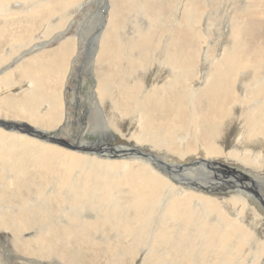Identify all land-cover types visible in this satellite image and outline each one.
<instances>
[{
    "label": "bare ground",
    "instance_id": "obj_1",
    "mask_svg": "<svg viewBox=\"0 0 264 264\" xmlns=\"http://www.w3.org/2000/svg\"><path fill=\"white\" fill-rule=\"evenodd\" d=\"M77 1L0 0V67L4 66L0 70V87L20 86L13 94L0 96V145L20 146L28 154L26 161L36 168L59 164L73 172L93 168L94 181L97 180L92 185L88 175H73L76 179L68 173L62 176L63 186L56 185L66 191L62 216L53 214L54 200H47L46 196L43 202L30 199L27 202L30 208L19 210L18 215L15 205L4 206L12 218L25 214L19 221L20 228L33 227L30 237L37 246L27 247L21 253L36 251L38 256L55 259V264L60 259L76 264L84 261L83 249L78 245L67 248L70 241H63L62 246L54 244L62 229L68 227L69 236L99 228L102 234L110 227L121 232L125 226L119 216L136 219L140 215L147 220L163 212V217L146 225L152 235L148 240L152 246L147 264L160 260L159 252L165 247L170 254L166 261L190 264L191 254L185 256L190 240L181 241L177 236L184 232L183 236L190 239L189 205L195 202L208 215L220 206L232 216L225 217L224 213L218 216V222L231 231L223 232L217 239H211L213 232L204 229L205 223L198 228L199 233L221 246L222 260L264 264V28L257 18L264 11V0H139L147 13L158 9L170 13L172 21H160L158 26L148 24L142 28L143 33L133 35L123 33L120 28L127 19V10L137 0H110L108 23L96 37L99 50L89 61L81 59L91 69L96 84L89 111L82 107L81 111L71 110L72 94L68 100L63 94L72 69H76V62L79 64L81 54L76 52L75 44L71 46L67 41L60 52L47 47L59 36L51 37V32L61 30L72 16L65 6ZM224 1L227 9H223ZM239 18L249 19L250 26L239 28ZM85 113L89 123L85 122L87 118L83 119ZM71 116H77V121L69 120ZM68 124L83 127L84 133L67 135L65 143L71 150H64L57 145H63L60 137L67 133L63 127ZM2 128L57 145L47 141L41 144L18 132L8 134ZM49 130L62 135L55 138ZM87 134L98 141H86L82 136ZM106 158L120 162L107 160V164L98 167L100 159ZM128 162L132 165L131 172L120 179ZM210 166L236 174V182L231 184L215 177L207 169ZM249 177L259 180L256 188L250 185L255 183ZM120 183L131 185L132 188H125L131 197L116 192V202L109 204L108 194L120 189ZM248 188L260 189L261 193H249ZM162 203L164 209L159 207ZM88 205L94 207V227L84 214ZM167 210L178 214L169 215ZM177 218L181 223L176 224ZM187 218L190 223L185 222ZM137 231L143 233L145 228ZM250 237L251 243L247 244ZM231 241L238 248L237 253L233 251L236 255L228 259L230 248L234 249L230 247ZM250 250L254 251L253 256ZM18 256V260H9L0 249V262L5 258L7 264H39L26 254ZM141 257L140 264H144L145 257ZM197 259L195 262L200 261Z\"/></svg>",
    "mask_w": 264,
    "mask_h": 264
},
{
    "label": "rangeland",
    "instance_id": "obj_2",
    "mask_svg": "<svg viewBox=\"0 0 264 264\" xmlns=\"http://www.w3.org/2000/svg\"><path fill=\"white\" fill-rule=\"evenodd\" d=\"M79 1H77L74 5L69 6L67 4L65 6L66 10L72 11V13H71L72 16H70V18L67 20L66 25L63 28H61V30L56 29V30L51 32V34H50L51 37H54L56 34L59 36H57L58 38H55L56 40L54 39L52 42L48 43L47 47L57 49L60 52V51H62V49L64 47H66L65 45H66L67 41H70L71 46L73 44H75L76 52L78 54L79 53L81 54V55H79V64L76 62V64H75V66H77L76 69H72V72H71L69 78L67 79L66 84L64 85V93L63 94L66 96L67 100H68V95L72 94L69 97V100L73 101V103H72L73 105L71 107L72 108L71 110H75V111L80 110L81 111L80 107H82V109H84V110L87 109L89 111L90 107L93 106V102L95 99V97L93 96L95 94L93 92L95 90L96 84H95V82H93V79L91 77L92 76L91 75V69L87 68V67H89L88 65H83L81 59L85 58L84 61H89L90 57H92V54L95 52V50L96 51L99 50V42L97 41L96 37H98V34L100 33V31L105 29V27L108 23L110 8H108L107 5L110 4V0H83L82 2L80 1L81 3ZM138 1L139 0H137L136 4H134L132 7H129V10H127L128 11L127 19L125 22H123L122 27L120 28V31H122L123 33H127V35L128 34L133 35L134 33H138L139 31L141 33H143L142 28L144 26H147L148 24L150 26H154V25L159 24L160 21H161V23H163V21L164 22L166 21L167 23L172 21V16L170 13L160 12L158 9H156V10L154 9L155 11L153 10L152 13L151 12L147 13L146 6L141 5L140 2L138 3ZM225 4L226 3L224 1V6H223L224 8L223 9H225V8L227 9V5H225ZM141 12H142V14H141ZM154 13H156V14H154ZM148 15L151 17H149ZM96 16H98V17H96ZM144 16H145V20H144ZM95 17H96V20L94 19ZM153 17H155V18H153ZM97 18H98V20H97ZM257 18L260 20V24L264 28V11H261L257 15ZM142 21H143V24H142ZM137 25H138V27H137ZM233 26H235L234 22H233ZM237 26L239 28L243 27V29H244V28L250 26V21H249V19H246V18H239L237 21ZM226 30H227V28H226ZM72 36H73V39H72ZM49 44H50V47L48 46ZM51 44H53V45H51ZM83 52H85V53H83ZM3 67L4 66L0 67V70H2ZM78 67H80L79 71H78ZM1 75L2 74L0 71V76ZM19 87H20L19 85H15L14 87H9V88H5V87L1 86L0 87L1 88L0 89V96H4L10 92H11V94H13V92H15ZM72 87H74V88L76 87L75 90H72ZM83 106H85V108ZM103 114L106 117V119L109 120V117L107 116V113L105 111L103 112ZM77 115H79V114H77ZM84 115H83V119L87 118V119H85V122L89 123V120H88V117L86 116V113ZM77 119H78L77 116H75V117L71 116V118L69 120L77 121ZM17 120H18L17 122L22 121L19 119H17ZM100 127H101V125H100ZM63 128L67 132L63 138L60 137V140L63 141L62 142L63 145H59V144L57 145L55 143H52V142L47 141L45 139H42L41 137H37L34 135H28L26 133H21L20 131H17V130L15 132L21 133L22 135H25L29 139H33V140H36L38 142H41V144L43 141H45V142H43V144H45L47 141L52 145H55V146L57 145V146L64 148V150H71L70 146H68V144L65 143L68 139L65 137H67V135H69V134L75 135V134L82 133V132L84 133V130L82 129L83 127H81V126L79 127V125L74 126V124H68L67 126H65ZM2 129L7 131L6 133H8V134H16V133H12L10 129H5V128H2ZM49 131H50L49 134H51L54 137L56 136L55 138H57V136L61 134V133H59V131H53V130H49ZM88 133H90V132H88ZM82 138L85 139L86 141H89V140H91L93 142L95 140L98 141L95 136L88 135V134L83 135ZM74 150H79V149H74ZM83 151L92 152V149H84ZM27 155L28 154H25L23 149L20 146L12 147L9 145H3V144L0 145V229H1V227L9 229L8 231H6L7 229L6 230H0V236H1L0 239L3 238L2 240H0V244L1 243L3 244V245L1 244L0 249H3L5 251L9 260H18V257H19L18 255L26 254L30 260H32L34 262L37 261V262H39V264H46V263L55 264V262H54V261H56L55 259L50 260L46 257L38 256V253H35L36 251L30 252L28 250V252H30L31 254H29L28 252L21 253L27 247H31L32 249H35V247L37 246L36 240L35 239L33 240L30 237V235L33 233V231H32L33 227L31 229H27L26 226H21L23 229L20 228L19 221L22 220V218L24 217L25 214H21L16 218L15 217L12 218L11 213L8 212L9 210H4L3 207L7 206V205H10V206L15 205L16 208L18 209V211H17V215H18L19 210L22 211L23 208H25V207L27 210L30 208V205L27 204V202L30 199H32L31 202H35V201L39 202L40 200H41L40 202H43L46 199L47 200L53 199L54 202H52V205L55 206L54 208L56 209V210H54V209L52 210L53 214L55 216L56 215L62 216V213H64L62 210V207H65V206H63V200H65V198H63V195L66 196V193H65L66 191H62V190H60V188L58 186H56L58 184H59V186H63L62 184H60V182L62 180V176L65 175V173L66 174L68 173V174H70V177H72V179H76V177H78V175L82 176V177H86L88 175L91 179L92 185H95L97 180L94 181V177H93V174H94L93 171L94 170H93V168L87 167L85 171H81V172L70 171L67 166L61 165V164H59L56 167L46 165L42 168H36L31 162L26 161ZM94 155L99 156L96 154V152L94 153ZM144 156H147V155H144ZM152 157H155V156H152ZM100 160L101 161H100V163H98V167L107 164L108 163L107 160L109 161V163L110 162H120L119 159H117V161H116V159H114V158H108V159L106 158V160H104V159H100ZM123 162H127V161L125 159H123ZM83 164H85V163H83ZM128 164H129V166L127 167V169L125 171H123L122 174L119 175L120 179H121V176H124L127 173L131 172V166L132 165L129 162H128ZM159 164L163 165L160 162H159ZM63 167H65V168H63ZM181 168H182V166H181ZM36 169H38L39 171H36ZM207 169L209 171L211 170L210 172H212L215 177L219 178L220 180L230 182L231 184L236 182L235 179H236V177H238L234 173L232 175V174L225 173V171L224 172L223 171L220 172L221 170L217 171L216 167L210 166ZM73 175H76V177ZM49 176H51V177H49ZM247 179H250V177ZM250 180L251 181L253 180L255 183V185L253 183L250 185L255 186L254 188H256L257 182L259 180L256 178L254 180L253 177ZM93 181H94V183H93ZM121 185L122 186L120 187V189L119 188L117 190L115 189V191L113 189L111 191V193L108 194L106 202H108L109 204H114L116 202V198L114 196L116 194V192H118L119 195L120 194L124 195V196L129 195L131 197V194L129 193V191L127 189H125L126 187L130 188L131 185L130 186H128V185L126 186L124 184H121ZM57 187L59 190L57 189ZM254 188H251V189L248 188L249 193H253L254 191L255 192L258 191L259 193H261L260 189L258 190V189H254ZM102 189L104 190V187ZM58 192H60V193H58ZM189 193H190L189 191L187 193L185 192L184 195L187 196ZM45 196H46V199H45ZM59 196H61V197H59ZM78 196H80V194H78ZM75 197L76 196L73 195L74 199H75ZM164 203H162L159 207H161V208L163 207V209H164ZM81 204L85 205L83 203H81ZM129 205H131V204H127L126 206H129ZM128 209L130 211L133 210L132 208H128ZM64 210H66V209L64 208ZM165 212L169 215H172V216H176L178 214V212H176L175 210L173 212L170 210H167ZM222 213L227 214L225 217L232 218V216L227 213L225 207L223 208V207L219 206V208L216 210V212L208 215L205 212H203V206L202 205L195 203V202H193L189 205V215L188 216H189L190 220L192 221L191 237L189 239L188 236H183V233H184L183 232V233H179V235L177 236V239H179L181 241L190 240V249H189L188 255H185V256H190V254H191L190 264H197V263L200 264L199 262H205L204 264H215V263L216 264H218V263H220V264H232L233 261L230 260L231 263L228 261L225 262L224 260H222L220 258L221 254H222L221 253L222 252L221 246L217 247V243H214L211 240V239H214L215 237H216V239L219 238L220 235L225 231H227V232L231 231V229L225 227L224 224H220L218 222L219 221L218 216H220ZM84 214L86 216H88V217H86L87 220L88 221L90 220L88 222V224L91 225V227H94L93 226L94 220L92 218V214H94V207L92 205H88ZM161 217H163V212L160 215L153 214V215L149 216L147 218L148 221L146 219H144L145 217H143V216L141 217L140 215L136 219H132L128 216H124L123 218H121V216H119V218L122 220V223L125 226V228H123L121 232L120 231L115 232L117 229L115 227H113V228L110 227L113 230L109 228L108 231L105 230L104 233H102V234H100L101 228H99V229L91 230L88 234H82L81 232L77 231V232H75V234H73V236H69L68 235L69 231L67 230L68 227L67 228L62 227V228H64L61 230L62 234H60L59 236H57L55 238L54 244L62 246L63 241L64 242L70 241L69 243L66 244L67 248L76 247L78 245L77 247L79 249H83V252H81V254L83 255L82 258L84 261L81 262L79 260L76 262V264H138V263L140 264V262L142 261V258H143L141 256L145 257L144 264H147V260L150 256L151 246H152V244H150L148 242V240L149 239L151 240L152 235L146 229V225L150 224V223H154L155 219H160ZM173 220L171 219L169 222H171ZM193 221H196V223L195 222L193 223ZM179 222L181 223V220L177 218L176 224H178ZM185 222L190 223L188 218ZM186 223L182 222V224H186ZM204 223H205L204 229H211L213 232L214 236H212L211 239L206 238L201 233H199L198 228L201 225H203ZM61 224H64V223H61ZM172 226H173V224H172ZM138 228H145V232H143V233L138 232L137 231ZM11 229H12V231H11ZM13 229H15V230H13ZM17 229H19V230L17 231ZM152 229H153V227H152ZM184 229H186V227H184ZM175 230H178V228H175ZM9 231H11V232H9ZM31 231H32V233H31ZM185 232L187 234L186 230H185ZM78 237H80V238H78ZM164 239H166V238L164 237ZM28 240H30V242ZM236 240H233V242L237 243ZM71 241H72V243H71ZM204 241L206 244L204 243ZM250 241H251V237H250V240L248 241L247 244L251 243ZM23 242H25V243H23ZM171 242H172V240L170 241V243ZM202 242L205 246L203 244H201ZM233 242L231 241V245H230V247L233 246L232 248H234V249L230 248V254L232 256L230 254H227L228 256L230 255V258L228 257V259H231L232 257H234L236 255L235 253H237L238 247L236 246V243H233ZM260 242L263 243V241H260ZM22 243H23V245H22ZM233 244H235V245H233ZM253 244H254V242H253ZM170 245L171 244H168V246H170ZM213 246H214V248H213ZM215 248L217 249L216 251H215ZM168 251L169 250H167L166 247H165L164 251H160L159 253H161V254L158 255L160 260H157V262L155 264H173L172 260L169 259V261H166V259H165V258H168V256L170 255V254L168 255V253H167ZM201 251L205 252V254L204 253L202 254ZM233 251H235V253H233ZM250 252H251V255L253 256L254 251L250 250ZM60 253L63 254V256H65L64 253H62V252H60ZM199 254L200 255L202 254V255L200 256ZM233 254H235V255H233ZM196 255L198 257V259H197L198 261L203 255H204V258L200 259L199 262H197V261L195 262V259L197 258V257H195ZM213 255L215 256V260H214ZM216 255H217V257H216ZM37 257H38V259H37ZM170 258H172V256ZM43 259L44 260L47 259V260L44 261ZM3 260L4 261H1L0 264H7L5 262L6 261L5 258ZM60 260H58L59 264L60 263L61 264H64V263L70 264L69 262H66L64 260L60 261ZM239 263L240 264H248L246 261H239L237 264H239ZM12 264H14V263L12 262ZM71 264H73V263H71ZM201 264H203V263H201ZM233 264H235V262H233Z\"/></svg>",
    "mask_w": 264,
    "mask_h": 264
},
{
    "label": "water",
    "instance_id": "obj_3",
    "mask_svg": "<svg viewBox=\"0 0 264 264\" xmlns=\"http://www.w3.org/2000/svg\"><path fill=\"white\" fill-rule=\"evenodd\" d=\"M96 142V141H95Z\"/></svg>",
    "mask_w": 264,
    "mask_h": 264
}]
</instances>
